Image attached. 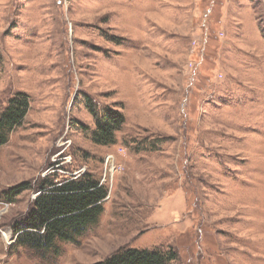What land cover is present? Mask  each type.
<instances>
[{
    "label": "rangeland",
    "instance_id": "rangeland-1",
    "mask_svg": "<svg viewBox=\"0 0 264 264\" xmlns=\"http://www.w3.org/2000/svg\"><path fill=\"white\" fill-rule=\"evenodd\" d=\"M20 95L0 264H264V0H0V114ZM94 105L124 114L113 143ZM83 174L107 190L96 221L56 257L16 248L40 180Z\"/></svg>",
    "mask_w": 264,
    "mask_h": 264
},
{
    "label": "trees",
    "instance_id": "trees-1",
    "mask_svg": "<svg viewBox=\"0 0 264 264\" xmlns=\"http://www.w3.org/2000/svg\"><path fill=\"white\" fill-rule=\"evenodd\" d=\"M28 107L27 97L20 95L12 99L9 107L0 114V146L7 142L9 132L21 123ZM87 107L96 118L93 140L100 144L113 143L116 132L125 123L124 114L112 107L101 112L97 111L96 105ZM26 187L27 184L22 183L9 190L7 198ZM36 188L41 193L34 202V208L19 221L20 224H16L15 231L20 234L15 247L34 249L37 255L43 254L42 257H56L60 253L58 241L75 240L96 221L102 212L107 190L90 174L64 181L44 178ZM170 259L161 251L128 248L95 264H167Z\"/></svg>",
    "mask_w": 264,
    "mask_h": 264
},
{
    "label": "bare ground",
    "instance_id": "bare-ground-1",
    "mask_svg": "<svg viewBox=\"0 0 264 264\" xmlns=\"http://www.w3.org/2000/svg\"><path fill=\"white\" fill-rule=\"evenodd\" d=\"M6 236V235H5Z\"/></svg>",
    "mask_w": 264,
    "mask_h": 264
}]
</instances>
